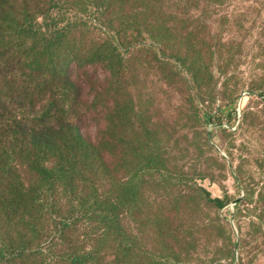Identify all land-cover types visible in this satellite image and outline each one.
Returning <instances> with one entry per match:
<instances>
[{"label": "rangeland", "instance_id": "374dc122", "mask_svg": "<svg viewBox=\"0 0 264 264\" xmlns=\"http://www.w3.org/2000/svg\"><path fill=\"white\" fill-rule=\"evenodd\" d=\"M0 17L50 33L0 106L28 125L58 110L103 159L41 187L36 218L12 226L15 264H264V0H0ZM68 53V73L52 71Z\"/></svg>", "mask_w": 264, "mask_h": 264}, {"label": "trees", "instance_id": "16d2710c", "mask_svg": "<svg viewBox=\"0 0 264 264\" xmlns=\"http://www.w3.org/2000/svg\"><path fill=\"white\" fill-rule=\"evenodd\" d=\"M41 27V28H40ZM0 65L3 66V76L0 80L10 87L14 85L12 79L9 78L11 70L16 69L21 72L26 69H34L30 66L39 65L37 60L41 57L43 52L42 46L46 43L49 46L50 33L43 30L42 26L33 24L31 17H26L22 22L16 19H2L0 17ZM49 54V53H48ZM51 56V55H49ZM77 56L72 54H65L58 58L52 64V71L62 75H66L69 66L73 59ZM24 65H27L24 67ZM37 65V66H38ZM67 70V71H64ZM18 72V74L20 73ZM63 82L68 84L70 79L68 76L63 78ZM64 83V90L66 96H62L63 102L57 98L58 105L61 107H68L70 94L66 90ZM55 97V95H53ZM0 106V199L3 202V220L5 232L2 248H0V261L10 262L15 264L19 261L18 257L24 252L25 247L19 245L23 241L22 229L29 219H35L38 213L40 201L39 190L44 186L43 192L54 187L55 183L63 182L68 174L70 164H76L75 160L91 159V164H97L102 161V157L97 151L99 147L92 146L84 141V135L76 127L74 131L70 125L59 126L58 110L53 112L49 109L44 113L46 115L36 114V118L41 121H34L33 125H28V118L24 117L21 121H16L10 117L9 113ZM61 117V111L59 110ZM66 113V111H63ZM45 117L50 119V122L43 123ZM40 124L47 125L40 128ZM69 138V139H68ZM72 142V143H71ZM88 144V146H85ZM20 161L25 163L28 168L36 175V184L27 187L21 179L14 163ZM79 170V167L75 170ZM74 173L67 179H73ZM220 203V201H217ZM106 209L105 219L108 225L119 224L115 203ZM19 215V218L16 217ZM14 221L22 223L23 228H18L17 237L13 238L11 235ZM32 226V225H31ZM124 234L125 231L121 230ZM20 235V237H19ZM2 237V236H0ZM19 237V239H18ZM14 243V244H13ZM19 246L17 253L10 252L11 249ZM28 247V244H27ZM92 253H75L70 256V264H86L92 257Z\"/></svg>", "mask_w": 264, "mask_h": 264}]
</instances>
